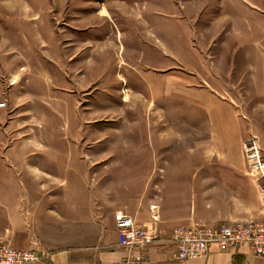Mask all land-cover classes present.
Here are the masks:
<instances>
[{"label": "rangeland", "instance_id": "rangeland-1", "mask_svg": "<svg viewBox=\"0 0 264 264\" xmlns=\"http://www.w3.org/2000/svg\"><path fill=\"white\" fill-rule=\"evenodd\" d=\"M0 106V225L54 248L172 217L162 187L222 167L210 120L247 131L245 169L264 151V0H0Z\"/></svg>", "mask_w": 264, "mask_h": 264}, {"label": "crops", "instance_id": "crops-1", "mask_svg": "<svg viewBox=\"0 0 264 264\" xmlns=\"http://www.w3.org/2000/svg\"><path fill=\"white\" fill-rule=\"evenodd\" d=\"M208 127L214 153H219L223 161L222 167L217 169L209 165L206 169L209 179L203 187L202 175L197 171L193 179L194 187H162L166 188L167 199H177V207L181 208L177 214L172 217L162 212L156 215L152 209L151 212L146 211L142 222L138 217L122 211L130 215L139 227L151 233L153 242L147 247L121 248L112 218L106 219L103 226L97 223L87 229L90 234L79 242L49 248L23 221L6 215L4 224L0 225V241L16 250H36L41 254L36 264H264V258L256 257L246 246L221 251L212 245L204 258L183 262L171 258L174 250L171 234L175 228L196 224L217 227L247 221L264 223V205L261 204L258 188L246 175L240 151L241 140L248 135L247 131L243 133L235 121L226 120H210ZM229 146L233 151L231 155L228 154ZM171 191L176 195L173 196ZM17 221L20 223L14 225Z\"/></svg>", "mask_w": 264, "mask_h": 264}, {"label": "built area", "instance_id": "built-area-1", "mask_svg": "<svg viewBox=\"0 0 264 264\" xmlns=\"http://www.w3.org/2000/svg\"><path fill=\"white\" fill-rule=\"evenodd\" d=\"M242 151L247 174L255 180L261 204L264 205V151L257 137L245 139ZM114 222L121 248H144L153 242L152 235L139 227L130 215L122 211L116 212ZM171 242L174 247L171 258L176 262L204 258L212 245L221 251L246 246L256 257L263 259L264 223L247 221L217 227L206 224L178 227L172 230ZM40 258L41 254L36 251L16 250L0 241V264H36Z\"/></svg>", "mask_w": 264, "mask_h": 264}, {"label": "bare ground", "instance_id": "bare-ground-1", "mask_svg": "<svg viewBox=\"0 0 264 264\" xmlns=\"http://www.w3.org/2000/svg\"><path fill=\"white\" fill-rule=\"evenodd\" d=\"M16 78H14V80H15ZM15 83V82H14Z\"/></svg>", "mask_w": 264, "mask_h": 264}]
</instances>
